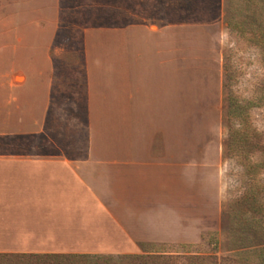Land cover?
<instances>
[{"label":"crops","instance_id":"0c3cea01","mask_svg":"<svg viewBox=\"0 0 264 264\" xmlns=\"http://www.w3.org/2000/svg\"><path fill=\"white\" fill-rule=\"evenodd\" d=\"M161 1L0 0V248L41 241L59 254L95 255L83 249L109 241L92 219L98 208L117 222L111 211H137L147 179L148 190L172 192V164L161 163L171 148L152 140L172 133V115L132 113L130 96L109 98V71L130 83L141 70L138 82L150 84L154 57H164L167 81L177 46L175 22L159 26L151 14ZM62 25L77 47L57 41Z\"/></svg>","mask_w":264,"mask_h":264},{"label":"rangeland","instance_id":"374dc122","mask_svg":"<svg viewBox=\"0 0 264 264\" xmlns=\"http://www.w3.org/2000/svg\"><path fill=\"white\" fill-rule=\"evenodd\" d=\"M257 2L253 25L264 31V0ZM156 4L151 14L161 19L159 26L175 22L172 71L165 81L158 66L163 56L153 58L157 78L150 84L138 82L141 70L131 73L130 83L119 69L109 71V98L118 102L130 96L132 113L172 115L167 139L152 135L156 146L171 148L172 158L168 149L161 163L167 156L172 164V192L160 190L158 183L148 190L147 179L137 211H111L118 222L102 208L96 215L70 211L77 220L92 213L109 234L100 247L83 249L100 251L95 254L100 259L73 262L65 257L71 254H59L46 242L17 241L0 248V264H115L122 255H142L143 264H264V152L255 149L264 147V49L234 28L243 19L238 14L242 0H172V8L165 0ZM69 28L62 25L57 40L66 50L79 45ZM231 100L255 104L246 113L255 147L248 146L244 156L233 140L241 125L230 113ZM158 171L163 177L164 168ZM35 213L41 217L47 211ZM128 235L144 242L135 245Z\"/></svg>","mask_w":264,"mask_h":264},{"label":"trees","instance_id":"16d2710c","mask_svg":"<svg viewBox=\"0 0 264 264\" xmlns=\"http://www.w3.org/2000/svg\"><path fill=\"white\" fill-rule=\"evenodd\" d=\"M244 4V8L242 10L239 9V13L243 15V19L241 22H238L235 25V29L237 32H239L240 35L249 38L248 40L254 43L255 45L261 46L264 49V31L258 27H255L253 25L254 21H256L255 15V8H258V2L257 0H242ZM253 10V11H252ZM262 15H259L258 18H261ZM247 25V26H246ZM247 104H240L234 100H231L230 103V113L233 115L235 119H239L240 122V129L234 133L233 140L235 142V148L238 150L240 154H243L245 149L248 148V146L255 147V144H253L254 135L249 129V125L247 123V110L248 108L255 106L252 102H246ZM256 152L261 153L264 152V147H255ZM251 150V149H250ZM248 154H246L247 156ZM244 156V154H243ZM57 258L56 256H52ZM63 257V256H61ZM66 259L70 261H76L78 259H83L86 261H91L94 259H100L96 255L90 256V255H67L65 256ZM60 258V257H58ZM57 258V259H58ZM113 257L109 256V259H112ZM116 258H119V263L116 262L115 264H122V261H132V264H143L144 263V257L142 255H122V256H116ZM140 261V262H139ZM143 262V263H142ZM130 263V262H129ZM263 264V263H262Z\"/></svg>","mask_w":264,"mask_h":264}]
</instances>
